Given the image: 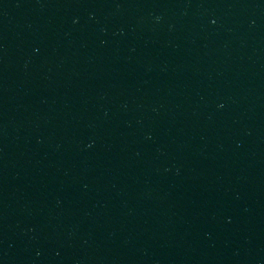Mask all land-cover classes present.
<instances>
[{"label":"water","instance_id":"water-1","mask_svg":"<svg viewBox=\"0 0 264 264\" xmlns=\"http://www.w3.org/2000/svg\"><path fill=\"white\" fill-rule=\"evenodd\" d=\"M264 107V0H0V165Z\"/></svg>","mask_w":264,"mask_h":264}]
</instances>
